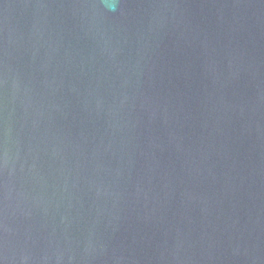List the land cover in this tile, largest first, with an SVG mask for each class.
<instances>
[{"label": "water", "instance_id": "water-1", "mask_svg": "<svg viewBox=\"0 0 264 264\" xmlns=\"http://www.w3.org/2000/svg\"><path fill=\"white\" fill-rule=\"evenodd\" d=\"M0 264H264V0H0Z\"/></svg>", "mask_w": 264, "mask_h": 264}]
</instances>
